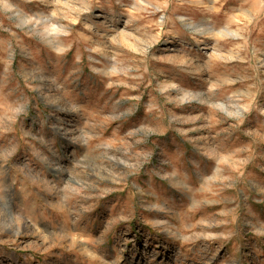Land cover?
I'll list each match as a JSON object with an SVG mask.
<instances>
[{"label": "rangeland", "instance_id": "rangeland-1", "mask_svg": "<svg viewBox=\"0 0 264 264\" xmlns=\"http://www.w3.org/2000/svg\"><path fill=\"white\" fill-rule=\"evenodd\" d=\"M0 264H264V0H0Z\"/></svg>", "mask_w": 264, "mask_h": 264}]
</instances>
